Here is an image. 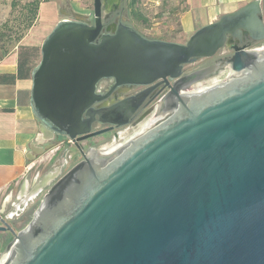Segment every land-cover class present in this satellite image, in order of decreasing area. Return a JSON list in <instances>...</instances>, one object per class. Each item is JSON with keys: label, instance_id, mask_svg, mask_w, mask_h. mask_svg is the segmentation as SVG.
Instances as JSON below:
<instances>
[{"label": "water", "instance_id": "water-1", "mask_svg": "<svg viewBox=\"0 0 264 264\" xmlns=\"http://www.w3.org/2000/svg\"><path fill=\"white\" fill-rule=\"evenodd\" d=\"M112 2L93 0L92 24L61 20L42 42L31 75V106L50 141L40 153L65 138L82 160L42 183L3 264H264V0L184 43L125 23L104 33ZM227 46L216 73L178 87L194 75L185 65ZM104 78L112 89L162 80L169 98L121 130L120 143L84 150L82 141L128 124L140 96L96 108L110 94L96 90ZM96 120L110 125L92 130Z\"/></svg>", "mask_w": 264, "mask_h": 264}, {"label": "crops", "instance_id": "crops-1", "mask_svg": "<svg viewBox=\"0 0 264 264\" xmlns=\"http://www.w3.org/2000/svg\"><path fill=\"white\" fill-rule=\"evenodd\" d=\"M251 1L184 0L178 15V35L170 41L184 43L200 27ZM49 11L52 13L49 14ZM76 19L79 18L59 15L52 5L43 4L38 19L39 24H44L41 33L31 40L30 34L36 29L34 25L29 36L22 39L24 43H19L6 54H0V201L5 195L10 198L20 183L29 190L38 174L50 168L51 172L55 170L53 174L56 176L73 166H69V160H63L65 149L58 153L59 149L54 150L61 141L51 150L40 153L50 141H47L49 136L40 129L31 106V75L41 58V45L45 37L59 21ZM21 46H24V51H21Z\"/></svg>", "mask_w": 264, "mask_h": 264}, {"label": "rangeland", "instance_id": "rangeland-1", "mask_svg": "<svg viewBox=\"0 0 264 264\" xmlns=\"http://www.w3.org/2000/svg\"><path fill=\"white\" fill-rule=\"evenodd\" d=\"M183 1L138 0L134 6H131L129 0H125L124 2L122 1L120 6L115 8L109 19L114 22L123 20V23L131 26L148 39L170 41L179 32L178 15L181 10L180 7L183 6ZM43 4L52 5L58 10L59 15L64 14L69 18H79L90 24L93 22V0H0V54H6L18 46L19 43H24L22 39L29 36V31L34 25H36V29L30 34L31 40L41 33V30L44 29V24L42 22L39 24L38 19L40 8ZM35 11L36 15L34 16ZM103 12L105 13L106 10ZM48 13L52 12L49 11ZM30 20H32V25L27 27ZM112 25L114 24L112 23L108 27L112 29ZM22 47L24 46H21V51H24ZM212 58H199L194 63L185 65L184 70L209 63ZM129 125L131 124L117 128L116 132L123 130ZM113 135V132L103 133L84 140L81 144L87 146V148L100 145L112 141ZM59 139L62 140L61 138ZM65 148H68L70 154L69 166L82 159L80 152L72 146L71 142H66L64 147L59 148L56 153L62 152ZM44 192H46V189H43L37 200H34L33 204L26 210L24 223L29 220V215L40 202Z\"/></svg>", "mask_w": 264, "mask_h": 264}, {"label": "flooded vegetation", "instance_id": "flooded-vegetation-1", "mask_svg": "<svg viewBox=\"0 0 264 264\" xmlns=\"http://www.w3.org/2000/svg\"><path fill=\"white\" fill-rule=\"evenodd\" d=\"M122 1L124 2L125 0H118L117 3L112 2L109 9H107L104 3L103 10H106V12L103 13V24H104L103 32L104 33H111V32H107L106 28L110 26L112 23L114 25L123 23V20L114 22V21H111V19H109L112 12L115 10L116 7L120 6ZM249 40H250V37L243 36V40H242L243 42H239V43L247 44ZM235 42L236 41H234V43ZM261 45L264 48V41L263 43H261ZM232 51L233 49L230 48V46H227L225 47V49L221 50L217 56L213 57L209 63H206L199 67L191 68L188 70L183 69V73H182L183 75L191 74V73H194V75L192 76L191 79H185L182 82H180L178 84V87L182 89L185 85H187L188 83L194 80L203 79V78L209 77L210 75H213L217 71H215V69L214 70L209 69L211 65H213L214 63H219L218 61L219 58L225 57L226 55L232 53ZM203 69H208V70L202 71ZM112 88H113V80L111 78H104L98 82L96 86L97 92L101 94L110 92V94L105 100H103V102L97 103L94 107L98 108V107H103V106H111L112 104H115L126 98H129L135 95H140L136 101L132 102L127 107L129 108V110L131 109L130 114H128V116L126 117V121L128 122V124H135V122L143 114H147L146 115L147 117L156 108L157 103L162 102V104L163 103L165 104L167 98H169V88L165 86V82L162 80H157L156 82L148 86L125 85V86L116 87L114 89ZM185 89H188V88H185ZM109 125L110 124H101L97 122L96 120L92 123L91 126H92V130H96V129H100L103 127H107ZM113 127H114L113 130L109 132H113V133L116 132L117 128H115V125ZM61 139L62 140L59 146L60 149L64 147L66 142L69 143L68 139H64V138H61ZM72 146L75 149H77L73 144ZM81 146L83 147V149L86 148L84 150H87L88 148H90V147L87 148V146L82 145V144ZM65 151H68V148L67 149L65 148ZM51 171H52V168H50L48 171H45L44 173L38 174L35 183L32 185V187L29 188V190L26 189V186L23 187L22 183H20L17 189L12 193L10 198H8V196L5 195L1 199L0 201V257H1L0 264L4 263L7 257L8 248L10 247L11 243L14 240V233L12 232V230L14 232H17L23 229L27 225L29 220L32 218L33 213L35 212L40 202L34 208L31 215H29V220L26 223H24V214L26 210L33 204L34 200H37V198L43 192V189L41 187L42 183L44 182L45 176L49 173H52ZM57 179L58 177L52 176L49 180L53 181L52 183H54ZM23 191H25L31 197L28 198L26 204L22 206L21 209L17 210L16 204H18L21 198L24 196L23 194L21 195Z\"/></svg>", "mask_w": 264, "mask_h": 264}, {"label": "bare ground", "instance_id": "bare-ground-1", "mask_svg": "<svg viewBox=\"0 0 264 264\" xmlns=\"http://www.w3.org/2000/svg\"><path fill=\"white\" fill-rule=\"evenodd\" d=\"M120 132V131H119ZM119 132L116 133V135L113 137V139L117 140L119 143H120V139H119ZM61 161V160H60ZM58 165V164H57ZM57 170H59V168H57ZM56 170V171H57ZM55 171V170H54ZM52 172V173H49L46 175L45 179H44V182H47L52 176H53V173L55 172ZM24 195L20 202L18 204H16V209L19 210L21 209L22 206H24L28 200L29 197H31L29 194H27L25 191H23V193H21V195Z\"/></svg>", "mask_w": 264, "mask_h": 264}, {"label": "trees", "instance_id": "trees-1", "mask_svg": "<svg viewBox=\"0 0 264 264\" xmlns=\"http://www.w3.org/2000/svg\"><path fill=\"white\" fill-rule=\"evenodd\" d=\"M137 2H138V0H129V4H130L131 6H134ZM35 15H36V11L34 12V16H35ZM34 16H33V17H34ZM31 23H32V20L29 21L27 27L31 26V25H32Z\"/></svg>", "mask_w": 264, "mask_h": 264}, {"label": "built area", "instance_id": "built-area-1", "mask_svg": "<svg viewBox=\"0 0 264 264\" xmlns=\"http://www.w3.org/2000/svg\"><path fill=\"white\" fill-rule=\"evenodd\" d=\"M58 149H59V146L55 147L54 150H58ZM64 156H65V162H68L70 158V154L68 153V151L65 152Z\"/></svg>", "mask_w": 264, "mask_h": 264}]
</instances>
